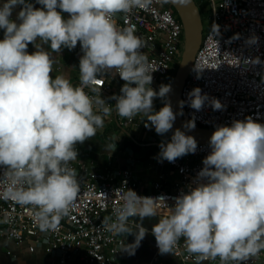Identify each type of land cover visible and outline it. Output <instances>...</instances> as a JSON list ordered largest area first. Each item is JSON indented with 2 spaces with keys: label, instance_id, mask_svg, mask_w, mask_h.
Returning <instances> with one entry per match:
<instances>
[{
  "label": "clouds",
  "instance_id": "1",
  "mask_svg": "<svg viewBox=\"0 0 264 264\" xmlns=\"http://www.w3.org/2000/svg\"><path fill=\"white\" fill-rule=\"evenodd\" d=\"M147 2L36 0L43 7H34L31 0H0V168L8 178L2 191L30 205L41 230L54 229L69 211L79 192L76 169L69 165L77 158L75 144L95 135L103 127L104 114L111 111L100 107L106 104L104 98L85 90L93 82L103 83L97 74L114 69L124 81L119 94H113L120 116L143 113L150 122L145 127L162 134L182 114L183 99L175 113L167 101L159 110L153 109L152 98L166 97L171 84L151 87L155 68L140 51L146 42L134 25L118 27L113 19L114 13ZM16 5L21 7L13 19ZM212 25L217 32L218 25ZM256 40L255 35L247 38L248 43ZM29 42L35 48L31 53L26 50ZM41 42L56 52L79 42V83L73 84L63 73L50 75L54 61ZM90 90L100 93L97 87ZM187 97L197 110L205 102L213 109L223 107L199 86ZM182 127L194 128L195 119L182 121ZM208 144L202 167L187 190L172 197L171 206L163 196L127 189L107 225L114 233L133 234V240L123 239L119 249L134 254L148 231L132 216H158L151 232L160 253H171L181 238L197 262L218 257L220 264H241L264 249V122L249 115L216 125ZM196 147L194 136L177 127L170 139L159 143L157 157L171 162ZM161 207L166 214H160Z\"/></svg>",
  "mask_w": 264,
  "mask_h": 264
},
{
  "label": "built area",
  "instance_id": "2",
  "mask_svg": "<svg viewBox=\"0 0 264 264\" xmlns=\"http://www.w3.org/2000/svg\"><path fill=\"white\" fill-rule=\"evenodd\" d=\"M201 4L209 9V21L181 89V100L186 101L182 106L183 121L194 118L195 124L214 128L250 115L254 120L264 122V0H201ZM113 19L118 27L134 25L135 33L146 42L140 51L155 68L151 87L158 89L166 82L183 47V26L179 17L167 0H148L126 12L114 13ZM213 23L218 25L217 32ZM252 35L257 40L248 43L247 38ZM75 50L78 61L82 55L79 42ZM195 68L199 69V75ZM113 72L114 69L97 74L103 83L93 82L85 90L95 97L98 93L92 92L91 88L97 87L100 91L120 88L124 81ZM195 86L209 98L219 99L223 107L213 109L207 102L199 110L190 107L187 93ZM163 98H152L154 110L163 105ZM119 119L123 126L135 130L147 122L143 113L131 118L120 116ZM209 151L208 142H197L194 152L171 162L167 160L175 172L171 188L165 187V178L159 174L152 182V189L146 192L139 189L136 175L130 168L100 171L87 156L77 157L69 161V165L76 169L79 192L69 211L54 229L49 230L38 227L30 205L21 204L3 193L8 178L0 168V236L16 244L29 240L31 251L42 246L46 252L55 255V264H116L124 237L109 231L107 225L114 219V209L122 195L130 188L138 195L163 196L171 206L174 203L172 197L187 190V185L202 167V158ZM160 210L162 214L167 213L164 207ZM151 249V256L144 264H220L218 257L197 262L195 254L187 252L183 238L171 253H166L167 259L158 251L155 238ZM241 264H264V249Z\"/></svg>",
  "mask_w": 264,
  "mask_h": 264
},
{
  "label": "crops",
  "instance_id": "3",
  "mask_svg": "<svg viewBox=\"0 0 264 264\" xmlns=\"http://www.w3.org/2000/svg\"><path fill=\"white\" fill-rule=\"evenodd\" d=\"M31 2L34 7H43L36 3V0H31ZM20 7L21 5L13 7L11 13L13 19H16V12ZM62 15L67 16L68 13L63 12ZM2 36L3 30L0 29V38ZM41 46L48 49L46 43L41 42ZM26 50L31 53L35 50L34 45L29 42ZM48 50L54 61L50 75L55 76L63 73L73 84H76L79 81V70L78 61L75 59V46L72 49L62 47L59 52L51 49ZM115 90H120V88L116 87L110 91L102 90L100 93H96L104 98L106 102L105 105H101L100 107H109L111 111L104 114L103 127L98 128L95 135L75 144L77 157L87 156L93 162L94 167L100 171L107 168L112 170H120L125 167L130 168L136 175L139 189L143 192L152 189V182L159 174H162L165 178V187L171 188L175 172L166 159L160 160L157 157L159 149L152 148L154 143H151L166 141L168 139L157 138L152 126H144L138 130L123 126L119 119L120 115L114 108L115 99L113 98V94H115ZM94 108H96L95 104ZM122 127L133 135L135 141L126 135ZM118 130L121 131L122 135L115 133ZM130 139L136 145L131 144ZM160 214H162L161 210ZM132 221H139L148 231L140 241L134 254L129 255L121 249L116 264H144L151 256V244L155 238L151 232V227L158 221V216H145L142 219L132 216ZM121 234L125 242H131L134 238L131 233ZM30 243L29 240H25L16 244L14 241L0 236V264H55L56 259L54 254L46 252L40 245L34 247L31 251L28 248ZM161 256L165 259L169 258L166 253H163Z\"/></svg>",
  "mask_w": 264,
  "mask_h": 264
},
{
  "label": "water",
  "instance_id": "4",
  "mask_svg": "<svg viewBox=\"0 0 264 264\" xmlns=\"http://www.w3.org/2000/svg\"><path fill=\"white\" fill-rule=\"evenodd\" d=\"M167 1L174 8L183 26V47L176 68L169 82L171 84V90L166 94V97L163 98V103L166 101L169 102L175 113L180 107L178 101L181 100L182 86L191 67L195 52L201 43L203 25L199 7L195 0H183V2L182 0ZM182 121L181 114L176 115L172 128L169 130L172 132L175 128L180 127L182 131L186 132V134L193 135L197 142H208L209 137L214 130L213 127L195 124V127L192 129H184L182 127ZM122 129L126 135L135 141L133 135L127 129L124 127H122ZM151 143L159 144L160 142Z\"/></svg>",
  "mask_w": 264,
  "mask_h": 264
},
{
  "label": "rangeland",
  "instance_id": "5",
  "mask_svg": "<svg viewBox=\"0 0 264 264\" xmlns=\"http://www.w3.org/2000/svg\"><path fill=\"white\" fill-rule=\"evenodd\" d=\"M195 2L198 4L199 6V11H200V15H201V19H202V25H203V29L207 26V23L209 21V9H207V7L203 4H201V0H195ZM178 58L175 59V62H173V68L169 71L168 73V77L165 79V83H169L171 78H172V75L174 73V70L176 68V65H177V62H178ZM119 90H115L114 93L117 94ZM154 131V130H153ZM117 135H122L121 131L118 130L115 132ZM155 135L157 136V138H160V139H163V138H166V139H170V134H168V132H165V133H162V134H159L157 132H155Z\"/></svg>",
  "mask_w": 264,
  "mask_h": 264
},
{
  "label": "trees",
  "instance_id": "6",
  "mask_svg": "<svg viewBox=\"0 0 264 264\" xmlns=\"http://www.w3.org/2000/svg\"><path fill=\"white\" fill-rule=\"evenodd\" d=\"M198 7H199V6H198ZM171 8H172L173 12L176 13L175 10H174V8H173L172 6H171ZM167 132H168V134H170V135H171V133H172L170 130H168ZM129 141H130L131 144L136 145L131 139H130ZM152 148H154V149H159V144H154V145H152Z\"/></svg>",
  "mask_w": 264,
  "mask_h": 264
}]
</instances>
